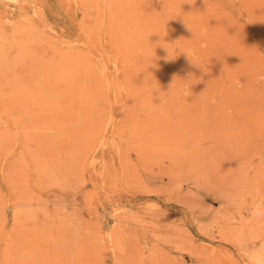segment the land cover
I'll return each mask as SVG.
<instances>
[{
    "label": "rangeland",
    "instance_id": "obj_1",
    "mask_svg": "<svg viewBox=\"0 0 264 264\" xmlns=\"http://www.w3.org/2000/svg\"><path fill=\"white\" fill-rule=\"evenodd\" d=\"M19 96L43 108L51 103L68 108L71 98L84 96L161 100L169 112L173 150L200 145L207 159L216 160L200 188L202 195L188 190L184 180L177 193L166 178L150 184L157 195L168 197L165 220L185 219L192 234L191 250L177 263L209 264L206 258L199 261V248L206 246L215 247L212 264H246V255L221 235L211 216L226 206L218 189L225 184L228 163L259 152L249 162L253 167L264 158V0H0V110ZM111 136L109 132L104 141L110 143ZM69 140L63 143L64 155L72 153ZM5 145L2 136L0 264H122L113 254L114 242L102 246L94 240L96 224L104 232L112 230L117 224L114 207L128 197L121 169L108 173L105 188L114 197L101 192L98 215L90 214L96 197H90L88 180L78 191L72 178L38 179L31 187L38 198L31 207L36 218L22 219L14 181L10 185L1 170L9 153ZM112 146L105 147L106 160L119 168L122 159ZM157 161L142 165L145 178L152 180ZM146 200L133 205L141 207ZM172 203L188 211L185 218ZM151 204L158 208L157 201ZM139 237L130 236L127 250L134 249ZM166 255L171 258L156 256L160 264L176 260L175 252Z\"/></svg>",
    "mask_w": 264,
    "mask_h": 264
},
{
    "label": "bare ground",
    "instance_id": "obj_2",
    "mask_svg": "<svg viewBox=\"0 0 264 264\" xmlns=\"http://www.w3.org/2000/svg\"><path fill=\"white\" fill-rule=\"evenodd\" d=\"M4 105L5 108L1 107L4 110H0V143L3 136L7 145L5 150L9 153L4 156L1 170L9 183L14 181L16 206L22 211V219L36 218L37 212L31 207L37 204L38 198H33L31 187L38 179L50 182L72 178V186L78 191L79 186L88 180L93 186L90 194L96 197L90 200L92 203L88 200L89 205L92 204L90 214L98 215L100 198L97 197L102 194L108 199L114 197L108 195L105 188L108 173L121 169L120 180L122 187L129 188L128 197L122 200V205L114 207L112 219L117 224L112 230L104 232L103 225L96 224L94 240L102 246L114 242L113 254L117 263L160 264L156 256L170 257L166 252H175L176 260L173 259L172 264L182 261L184 251L191 250L193 244L188 224L185 219L184 222L165 220L163 205H166L168 197L157 195L158 190L154 192L150 184L155 179L166 178V185H176L177 193L182 190L180 183L184 180L188 182V190L202 195L200 188L216 160L207 159L206 151L200 145L181 146L173 150L170 140L172 130L168 128L169 112L161 100L127 98L123 101L122 98L84 96L71 98L68 108L54 107L52 103L49 105L51 108H43L46 105L41 106L30 98L19 96L9 99ZM109 132L112 134L110 143L104 141ZM117 138L123 140V146ZM66 139H72L74 146L72 153L64 155L62 147ZM18 143L17 153L11 156ZM108 144L115 147L114 151L122 159L119 163L121 167L117 168L116 162L106 160L105 147ZM130 153L135 154L134 160L130 158ZM256 153L251 154V159L246 158L248 164L253 155H260ZM152 160H158V168H151L150 180L144 177L141 167ZM245 160L232 165L228 163L225 184L218 189L225 197L226 206L214 211L211 223L218 225L223 237L235 241L233 243L246 255V264H264V158L254 162L253 167L252 163L248 166ZM87 165L91 169H86ZM134 188L137 192L133 191ZM92 194L90 197L93 198ZM143 198H147L142 202L143 206L133 205V202ZM153 200L158 202L157 209L151 204ZM113 203L111 206H114ZM154 205L157 206L156 203ZM170 207L179 209L184 218L188 212L178 204L172 203ZM95 218L97 222L101 220L99 216ZM134 234H140V237L133 244L134 249L127 250L131 247L130 236ZM199 249V261L206 258L212 264L215 247ZM204 263L207 262L204 260Z\"/></svg>",
    "mask_w": 264,
    "mask_h": 264
}]
</instances>
